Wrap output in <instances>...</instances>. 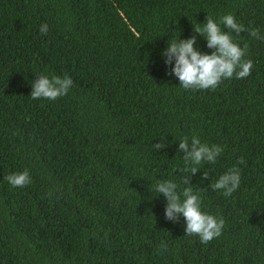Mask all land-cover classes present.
<instances>
[{
  "label": "trees",
  "instance_id": "16d2710c",
  "mask_svg": "<svg viewBox=\"0 0 264 264\" xmlns=\"http://www.w3.org/2000/svg\"><path fill=\"white\" fill-rule=\"evenodd\" d=\"M228 14L264 36V0H0V264H264V40L230 33L253 68L214 91L184 90L161 56L193 35L211 54L194 26ZM41 75L73 85L33 100ZM193 136L223 152L192 176L179 142ZM233 167L225 197L210 184ZM185 179L225 221L208 244L153 191Z\"/></svg>",
  "mask_w": 264,
  "mask_h": 264
},
{
  "label": "clouds",
  "instance_id": "9594fccd",
  "mask_svg": "<svg viewBox=\"0 0 264 264\" xmlns=\"http://www.w3.org/2000/svg\"><path fill=\"white\" fill-rule=\"evenodd\" d=\"M229 31H224L220 27ZM194 33L199 34L206 40L207 48L214 50L211 54L202 53L195 47L196 36L178 41H168L166 50L161 53L164 62L171 68L167 75H175L180 81V86L184 90H215L224 80L237 78L245 79L251 75L253 62L246 60L247 45L241 47L230 33L239 35L247 31L254 39L264 40L258 28H245L236 22L232 14L220 18L219 23L211 16L207 15L206 23L194 26ZM42 35H47L48 25L40 27ZM174 62V67H173ZM73 85L70 77L41 75L32 82V92L30 98L33 100L46 99L55 101L66 96ZM191 150L189 151V138L184 137L179 142V149L186 153L183 158L184 171L195 175L202 164H214L223 152V148L218 145L202 143L197 136L191 137ZM159 150L167 145L160 142L154 144ZM238 163H244L241 157ZM13 188H23L31 183V176L27 170L23 172L9 174L5 177ZM203 179H208L207 172ZM240 170L237 167L229 169L221 175L218 180L212 182L210 187L214 191L222 192L225 197L231 196L240 185ZM186 187L178 191L177 183L167 181H157L153 186V191L158 193V197L163 194L167 199L166 217L168 220H178L182 215L186 220V235L198 236L202 244H208L213 239L218 238L224 229L225 221L222 217L207 214L201 209V197L193 191L189 185V180L183 181ZM149 213L151 209L148 210Z\"/></svg>",
  "mask_w": 264,
  "mask_h": 264
}]
</instances>
